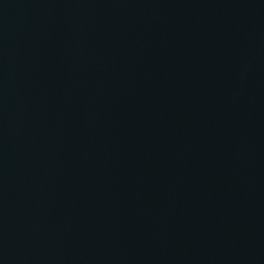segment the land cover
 <instances>
[{"label":"water","instance_id":"water-1","mask_svg":"<svg viewBox=\"0 0 264 264\" xmlns=\"http://www.w3.org/2000/svg\"><path fill=\"white\" fill-rule=\"evenodd\" d=\"M0 264H264V0H0Z\"/></svg>","mask_w":264,"mask_h":264}]
</instances>
